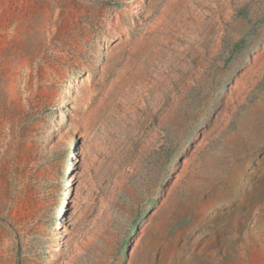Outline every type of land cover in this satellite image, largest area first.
Segmentation results:
<instances>
[{"label":"rangeland","instance_id":"rangeland-1","mask_svg":"<svg viewBox=\"0 0 264 264\" xmlns=\"http://www.w3.org/2000/svg\"><path fill=\"white\" fill-rule=\"evenodd\" d=\"M0 264H264V0H0Z\"/></svg>","mask_w":264,"mask_h":264},{"label":"trees","instance_id":"trees-1","mask_svg":"<svg viewBox=\"0 0 264 264\" xmlns=\"http://www.w3.org/2000/svg\"><path fill=\"white\" fill-rule=\"evenodd\" d=\"M27 122L20 135L8 141L0 153V174L8 180L13 199L18 205L36 202L35 194L40 188V169L34 136L30 135L31 123Z\"/></svg>","mask_w":264,"mask_h":264}]
</instances>
